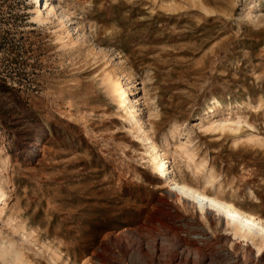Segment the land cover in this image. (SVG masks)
Instances as JSON below:
<instances>
[{
	"label": "rangeland",
	"instance_id": "rangeland-1",
	"mask_svg": "<svg viewBox=\"0 0 264 264\" xmlns=\"http://www.w3.org/2000/svg\"><path fill=\"white\" fill-rule=\"evenodd\" d=\"M34 1L0 0V246L15 242L32 264L129 263L143 251L166 264L165 225L204 243L206 211L168 196L108 78L140 92L130 103L171 178L264 216V0H45V22ZM215 248L208 264H237L230 246Z\"/></svg>",
	"mask_w": 264,
	"mask_h": 264
},
{
	"label": "bare ground",
	"instance_id": "bare-ground-1",
	"mask_svg": "<svg viewBox=\"0 0 264 264\" xmlns=\"http://www.w3.org/2000/svg\"><path fill=\"white\" fill-rule=\"evenodd\" d=\"M44 1L45 0L34 1V3H40V7L35 11L36 15L33 18L37 22H45L47 20V18L44 16V12L41 10V4ZM48 12H54V6L51 1H49L48 3ZM61 27L62 29H64L65 25L61 23ZM108 81L109 93L114 99V102L116 103L119 111L124 112V116H127L130 128L137 133H141L142 135L141 140L143 142V146L145 145L146 147L145 150H147V159L152 167V170L156 174V178L161 181L162 186H170L166 190L168 196H173L178 200L183 199L187 206H198L199 210H205L207 214V227L200 228V232L202 234L201 236H203L205 240L203 244L199 243L200 240H193L194 238L191 237V232L189 230L186 232L184 230L185 233L183 232L184 234H181L183 229H180V231L177 228L175 229L173 227L165 225L166 232L170 234V237H172L174 241V245L167 254L169 257V261L167 263L193 264L189 256L191 254H201V256H203V261L199 264H208V256L210 255L209 253L216 249L215 247L218 242L230 246L229 249L232 250L230 254L232 255L234 263H264V216H262L261 214L253 215L248 212L246 213L240 211V209L233 203L232 200L223 198L216 189L212 188L210 193L208 194L203 189L195 187L183 179L181 180L180 178H171L169 174L171 163L167 152L165 151V149H161L159 145L151 139L147 130L144 128L143 123L140 122V106L137 103V100L135 99L132 104L130 103L131 96L139 95L140 92H130V90L124 87V84H122V82L118 78L114 80H110L108 78ZM134 87L137 90L138 84ZM218 106H220V101L215 100V106L213 108L211 106L207 110H205L204 119H208L210 116H212V114H214L215 107L217 108ZM239 123L240 117H236V119H218L214 122V124L212 123L210 125L211 128L224 130L225 128L232 129L234 125H238ZM42 134L43 128H40L38 136L39 139ZM39 139L31 141L28 147L31 150L35 151L38 148ZM212 174L213 173L208 172V174L205 175L203 181L204 186L212 185L214 181V177ZM168 198L170 199L171 197ZM4 199L5 193L0 188V201H3ZM178 217L180 219L183 218L182 216ZM219 221L222 222V226L226 231H228L227 234H216V231H218L217 225ZM189 222H191V220ZM122 253L126 254V251L122 249ZM158 253L159 250L155 249L154 254L159 255ZM241 253L244 257L243 259L240 257ZM255 253L257 255H255ZM141 256V258L135 257L129 263L118 261L112 255H98L97 260L99 264H154L153 256L150 257L144 251L142 252ZM0 258L4 264H32L24 251L15 242L7 239L2 241L1 243Z\"/></svg>",
	"mask_w": 264,
	"mask_h": 264
}]
</instances>
